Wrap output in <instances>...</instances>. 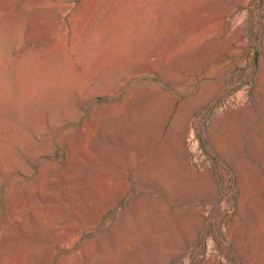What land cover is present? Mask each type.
Instances as JSON below:
<instances>
[{"label": "rangeland", "instance_id": "obj_1", "mask_svg": "<svg viewBox=\"0 0 264 264\" xmlns=\"http://www.w3.org/2000/svg\"><path fill=\"white\" fill-rule=\"evenodd\" d=\"M206 263L264 264V0H0V264Z\"/></svg>", "mask_w": 264, "mask_h": 264}, {"label": "bare ground", "instance_id": "obj_2", "mask_svg": "<svg viewBox=\"0 0 264 264\" xmlns=\"http://www.w3.org/2000/svg\"><path fill=\"white\" fill-rule=\"evenodd\" d=\"M238 27V26H237ZM240 28V27H239ZM129 187V186H128ZM201 216H202V214H201ZM120 218H119V220L118 221H121L122 222V220H124V219H126L127 217H128V214L127 213H122L120 216H119ZM117 223H119V222H117ZM207 264V263H206Z\"/></svg>", "mask_w": 264, "mask_h": 264}]
</instances>
